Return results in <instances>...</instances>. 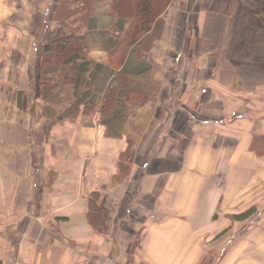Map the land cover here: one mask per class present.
Listing matches in <instances>:
<instances>
[{"label": "crops", "instance_id": "0c3cea01", "mask_svg": "<svg viewBox=\"0 0 264 264\" xmlns=\"http://www.w3.org/2000/svg\"><path fill=\"white\" fill-rule=\"evenodd\" d=\"M59 1L0 0V264H209L215 254L213 264H239L235 236L254 213L232 217L264 210V179L239 177L264 156V68L229 59L228 0H171L156 18L135 54L145 65L137 78L154 85L136 106L151 105L141 133L102 124L101 101L78 102L75 76L65 82L75 117L31 96L29 52L18 47L29 49L40 18L52 28L46 15ZM92 12L82 55L109 68L120 36ZM93 193L101 209L89 218Z\"/></svg>", "mask_w": 264, "mask_h": 264}, {"label": "trees", "instance_id": "16d2710c", "mask_svg": "<svg viewBox=\"0 0 264 264\" xmlns=\"http://www.w3.org/2000/svg\"><path fill=\"white\" fill-rule=\"evenodd\" d=\"M117 1L120 2L115 8L118 17L115 30L120 37L113 44V51L109 56L111 63H109V68L84 59L82 54H84L85 36L79 33L60 36L54 41L45 43L40 61V68L44 74L42 96L53 109V106L59 107L65 100L60 97V95H64L60 80L64 78L71 80V77L75 76V82L78 85L76 94L78 95L80 92L78 102L83 100L86 103L84 107L92 108L94 101L101 100L99 104L101 122L102 124L104 121L112 124L111 129L114 130L119 129L128 110H132L133 105L129 107L126 104L128 101L131 102V97L133 95L143 97L146 96L145 93H148V91L136 87V83L132 79L138 77V71L141 73L145 71V65L137 62L135 54L137 48L147 39L156 18L160 16L171 0H161L158 6H156L158 0H137L134 3L132 0ZM238 1L236 5V0H228V12L234 14L233 29L234 33L236 32L229 46V54L235 53L236 56L233 55L231 58L229 56V59L232 62L236 61L239 65L245 61V66L251 65L256 68L264 66V0ZM250 1H252V7L255 10L251 11ZM257 9L259 10L256 11ZM62 10L64 18L78 28H82L86 23L88 26L90 25V20L83 21L89 10L88 0H67L64 2ZM116 38L118 37L116 36ZM69 41H72L74 46L68 44ZM258 52H262L263 65L257 64V59L260 58L256 55ZM114 57L117 59L116 63L113 62ZM146 69L148 70L149 66ZM87 71H89L88 77L85 76ZM82 87L85 90L82 91ZM78 109L79 105L73 102L67 110L63 111L59 119L62 116L64 118L72 116ZM53 112L57 111L53 110ZM253 145L255 149V142ZM258 153L259 151L256 152V154ZM100 209L93 193L88 201L89 218L99 215ZM254 212L255 206L238 216H233L232 219L243 221Z\"/></svg>", "mask_w": 264, "mask_h": 264}, {"label": "rangeland", "instance_id": "374dc122", "mask_svg": "<svg viewBox=\"0 0 264 264\" xmlns=\"http://www.w3.org/2000/svg\"><path fill=\"white\" fill-rule=\"evenodd\" d=\"M16 1H18V0H16ZM66 1L67 0H60L59 1L61 8L56 10L55 14H53V12H50V14H49V12L47 13V15H46L47 19L52 18L51 19L52 28H48L49 24L48 25H47V23L44 24V22L42 21V18H40L41 21L39 22V29L40 28L42 29V26L47 25L46 26V29H47L46 34H42L41 29H40V31H38V29H37L35 32V35L33 37V40L30 41V46H29L28 50H27V44H25L23 46L22 42L20 43L21 46L18 47V50L21 51V54H23V51L25 52V55H26V52H29V61H30L29 68L31 71L29 73V78L32 81L31 85H33L31 87V90H30L32 97L37 96L38 91L41 92L40 96L43 95L42 94V85H43L42 80L44 79V74L42 73V70L40 73V61H41V57L43 54V52H42L43 45L47 42L54 41L55 39H57L60 36H67V35H70L72 33H84L85 34V30H84L85 26H83L82 28H78V26L74 25L69 20L64 18L63 12H62V7H63L64 2H66ZM99 1L100 0H95V1L94 0H88V6H89L88 14L91 13L92 11L93 12L98 11V9H99L100 13H104L107 15V18L109 19L110 26H112L111 27L112 31H116L115 27H116V23L118 21V17H117V13H116L115 8L120 1L106 0L105 3H104V0H101L102 3H99ZM136 1L137 0H132L133 3ZM160 2H161V0H158L156 2V6H158ZM250 8H251V11L255 10V8L252 7V1H250ZM258 10L259 9H257L256 11H258ZM238 12H240V10H238ZM48 15H50V18ZM134 20H136V19L134 18ZM85 39H86V36H85ZM68 44H70L71 46H74V45H72V41H69ZM84 44H85V42H84ZM206 48H207L206 44L204 45V43L201 42V44L197 45L195 49L199 50V51H204ZM51 53H52V51H51ZM256 55H257V57H260L257 59V64L263 65L262 52H258ZM19 56H18V58H19ZM115 57H117V56H115ZM115 57L113 58L114 59L113 62L116 63L117 59ZM20 58H22V57H20ZM25 58H26V56H25ZM15 61H16L15 68H25V66H24L25 62L22 61V59L21 60L16 59ZM245 65H246V63L244 61L243 64H240V67L245 66ZM257 68H264V66H260ZM18 70H20V69L16 70L15 79L18 76H20V72H18ZM132 79L136 83V87H140V88H142L141 90L148 91V93H145L146 96H143V97H139V95H137V97H136V95L135 96L133 95L131 97V99H132L131 102L128 101L126 103L127 106H130V105L132 106L134 104L133 107H136V106L140 105L139 102L141 100L149 99L148 95H151V89H152V87H154V85H151L149 79H147V78L139 79V78L133 77ZM60 81H61V90L64 94V95H60V97L65 98L64 102H66V103L62 104L59 107L58 106H55V107L57 110H61V112L63 113V111L65 109L66 110L68 109L67 105H69V103H71V101L74 100V97L72 98V96H71L72 94L70 95V93H68V91L66 90V87H65V85H66L65 82L66 81L69 82L71 80H65V78H64ZM42 99L46 103L45 111H46V113L47 112L49 113L50 111L47 110L48 107H46V106L50 105V103H47V100L44 99L43 96H42ZM135 102H136V104H135ZM38 106L40 107L39 112H41L42 111V105L38 104ZM150 106H148L147 109H144V110L141 109V111L136 110L138 107L133 108L132 110H128V112H127L126 116L124 117L123 122L120 124L119 128H122L125 131H127V129L130 128V129L137 131L138 133H141L143 131L144 127L147 124L151 123ZM34 108H35V104L30 103L27 106V111H29L31 113H35V112L37 113L38 109L36 111V109H34ZM97 111L99 112V106H98ZM56 114L58 115L57 112L55 113V115ZM75 116L76 115L73 114V117H75ZM58 117L60 118V115H58ZM63 117L64 116H62L61 118H63ZM100 117H101V114H100ZM39 122H44V121L38 120V117H37V123H39ZM34 138L37 141L39 140L38 135H36ZM36 160H38V158H36ZM250 161H252V160H250ZM0 164H1V162H0ZM239 170H240V173H239L240 179L246 180V177H251L253 175L255 180H256V183L257 184L260 183L264 179V156L258 157L255 161H253V163H251L249 165L247 164L244 168H241ZM263 213H264V210L260 209V211H259L258 207L255 205V212H254L253 216L251 215L252 217H250L249 220L246 221L248 223V225H247V223H243V227H240L238 234L235 236V239L237 240L235 242H238V244H239V246H238V248H239L238 249L239 264H246V258H245V256H247L246 248L248 250H250V247H251V250H253V251L251 252V255L249 254V256H251V257H253V259H255V264H258L261 261H264V231L262 230V224H264V217L262 216ZM253 224H256V225L253 226ZM252 226H253V228H252ZM248 228H252V229H249V231H250L249 237L251 236V233L253 234L252 240L248 239V234H247ZM229 236H230V234H229ZM18 240H19L18 242H21V239H18ZM247 242H249V243H247ZM16 244H17L18 248H20L21 244H18L17 242H16ZM228 249H229L228 246L225 245L223 247L222 253H225ZM20 250H21V248H20ZM215 255H214L215 257H212V262L209 264H213V263L217 262L218 258L216 260H215V258L218 255L217 254H215Z\"/></svg>", "mask_w": 264, "mask_h": 264}]
</instances>
